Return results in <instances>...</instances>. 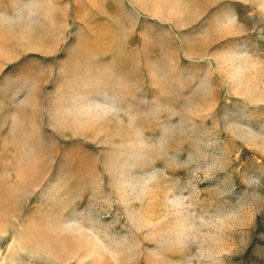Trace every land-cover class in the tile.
<instances>
[{
	"label": "rangeland",
	"instance_id": "rangeland-1",
	"mask_svg": "<svg viewBox=\"0 0 264 264\" xmlns=\"http://www.w3.org/2000/svg\"><path fill=\"white\" fill-rule=\"evenodd\" d=\"M0 264H264V0H0Z\"/></svg>",
	"mask_w": 264,
	"mask_h": 264
}]
</instances>
